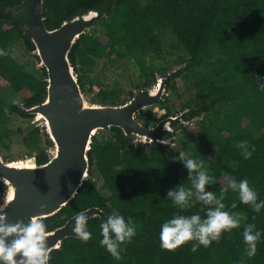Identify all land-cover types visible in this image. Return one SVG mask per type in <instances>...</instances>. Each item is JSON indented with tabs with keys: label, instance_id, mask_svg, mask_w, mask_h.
I'll use <instances>...</instances> for the list:
<instances>
[{
	"label": "trees",
	"instance_id": "16d2710c",
	"mask_svg": "<svg viewBox=\"0 0 264 264\" xmlns=\"http://www.w3.org/2000/svg\"><path fill=\"white\" fill-rule=\"evenodd\" d=\"M32 1L0 0V87L12 88L23 99L20 104H12L0 98V148L7 150L11 148L6 141L11 140L9 124L13 117L33 120L35 117L25 110L43 103L47 96L46 69L40 68L42 77L29 73L9 49L11 44L23 42L29 52L36 50L29 32ZM43 1L49 30L90 11L99 14L94 28L76 41L69 54L83 93L91 94L95 85L100 87L94 104L123 105L152 89L158 74L165 80L171 67L159 60L167 36L176 42L172 44L175 52L169 56L183 66L170 75L168 93L177 91L176 79L184 74L207 70L215 77L195 83L191 107L179 112V119L185 124L195 121V127L191 130L182 122L178 126L173 123V132L161 136L166 143L135 144L117 127L105 128L110 133L107 138L93 137L88 153L91 174L96 171L100 175L109 195L101 194L88 179L71 202L44 219L47 230L52 231L81 211H102L88 220L92 238L87 242L66 238L60 249L51 252L49 264H264V237L257 243L256 255L248 257L242 236L249 223L264 232V210L254 213L224 180L225 173L237 180L246 178L258 199L264 200V91L257 87V76L264 78V0ZM35 58L40 62L38 56ZM117 59L131 62L140 72L136 77L131 71L135 91H130L131 97L125 100L117 84L106 86L99 80L90 81L99 61ZM125 66L128 68L127 63ZM166 98L167 95L158 105L164 106L162 117L150 108L139 113L137 120L146 127H155L175 117L165 104ZM22 135L23 145L36 153L37 163H46L48 149L53 145L47 131L34 126ZM241 141L247 142V150L238 147ZM181 151L185 158L203 161L215 179L206 186L207 190L217 196L224 190L226 210L240 219L238 228L222 233L218 242L200 246L195 252L191 243L175 250L160 246V225L174 213L206 214L207 206L196 199L194 189L189 209H179L167 199L168 189L180 184L191 186L187 169L175 159ZM6 190L7 186L0 185V203ZM233 201L236 208L231 207ZM113 209L126 220L131 218L136 226V235L124 246L119 260L99 244V225Z\"/></svg>",
	"mask_w": 264,
	"mask_h": 264
},
{
	"label": "water",
	"instance_id": "95a60500",
	"mask_svg": "<svg viewBox=\"0 0 264 264\" xmlns=\"http://www.w3.org/2000/svg\"><path fill=\"white\" fill-rule=\"evenodd\" d=\"M30 12L29 32L36 47L33 53L47 71L48 87L44 102L25 112L40 122L53 145L44 164H38L35 157L7 162L0 156V181L8 187L2 205L9 222L25 223L36 215L43 219L52 217L75 198L83 183L91 178L88 153L99 131L117 127L136 144L166 143L161 139L162 134L172 133L171 125L179 121L178 116L169 117L155 127H146L137 120L139 113L163 100L175 70L165 80L158 79L146 94L135 96L123 105H100L87 100L69 54L76 41L98 20L97 12L77 16L54 30L45 25L43 0H33ZM84 212L89 219L102 214L98 208ZM75 216L49 231L47 244L51 252L60 249L66 238H78L73 232Z\"/></svg>",
	"mask_w": 264,
	"mask_h": 264
},
{
	"label": "clouds",
	"instance_id": "9594fccd",
	"mask_svg": "<svg viewBox=\"0 0 264 264\" xmlns=\"http://www.w3.org/2000/svg\"><path fill=\"white\" fill-rule=\"evenodd\" d=\"M2 54L3 52L0 51V55ZM257 78V87L264 91V78L260 76ZM19 102V100L12 101V103ZM238 147L247 150V142H239ZM175 159L187 169L191 186L186 188L180 184L168 189L167 199L179 209H189L192 207L194 189L196 199L201 201L203 206H207L204 209L206 214L202 217L199 211L190 215L174 213L160 225V246L167 250H175L191 243V250L195 252L200 246L208 247L213 241L218 242L222 233L238 228L240 219L237 214L226 210L223 202L224 190L219 196L207 190L206 186L215 183V179L209 174L203 161L191 157L185 158L183 151L179 152ZM224 180L228 188L238 194L240 202L249 205L254 213L264 210V200L258 199L257 191L249 185L246 178L237 180L234 176L225 173ZM2 203H0V264H49L51 253V248L47 244L49 231L42 216H32L27 223L23 220L9 222L6 208ZM236 206L233 201L231 207L236 208ZM88 219L86 212L77 213L73 227V232L84 242L90 240L93 235L89 230ZM99 228L101 235L99 244L113 258L121 259L124 246L131 243L136 235V226L131 218L126 220L119 210L113 209L100 223ZM242 236L245 254L248 257L256 255L257 243L264 237V232L249 223L244 226Z\"/></svg>",
	"mask_w": 264,
	"mask_h": 264
},
{
	"label": "rangeland",
	"instance_id": "374dc122",
	"mask_svg": "<svg viewBox=\"0 0 264 264\" xmlns=\"http://www.w3.org/2000/svg\"><path fill=\"white\" fill-rule=\"evenodd\" d=\"M94 28V27H92ZM90 28L89 30H91ZM88 30V31H89ZM175 44V40L172 39V37L167 36L165 38V44H164V53H162V59H158L159 62L168 63L169 67H171L172 71H177L181 69L183 66L177 65L175 63L176 58L173 56H169L170 52H175V48L172 47V44ZM10 52L12 56L19 62L25 65L26 70L37 76L42 77L41 74V65L40 62L37 61L35 58L34 53L29 52L23 42H16L14 44L10 45ZM125 63H127L128 68L125 66ZM131 71L135 73L136 77L139 76L140 72L135 71V68H133V64L131 62L121 61V60H115L113 62L108 61H99V65L95 68V71L90 75V81H101L103 85H113L117 84L120 86L123 90L121 99L125 100L127 98H130L129 95L130 91H135L133 86V78H131ZM132 73V76L133 74ZM162 75H157V80L161 79ZM203 78L207 80H213L215 77L207 70H198L195 73L191 74H184L180 78L176 79V85H177V91L173 93H168L166 91L164 97L167 95L165 104L169 105L171 108V112L173 115L178 116L180 118L179 112L183 109H189L192 105V100L195 95L196 87L194 86L195 83L200 82ZM91 85L88 86V88ZM100 90V87L98 85H95L93 87V93L91 94H85L87 100L91 103H95L93 98L96 93H98ZM0 98L6 100L7 102L12 103L13 100H19V103H12V104H20L22 103L23 99L20 95L16 94L12 88L6 87L1 88L0 87ZM159 105V104H158ZM156 106L152 107L153 112L158 116L162 117L165 114V109L162 106ZM148 110V109H147ZM146 111V110H145ZM180 122H177L178 124H181V119H179ZM196 122L194 121L192 124L184 123V126H186L189 129H193L195 127ZM34 126L41 127V124L36 118L33 120H26L22 119L21 117L15 115L13 119L11 120L9 124V129L11 130V140L6 141L10 146V150H7L4 147L0 148V156L7 162H19V161H25L27 159H30L34 156H36V153H32L29 149H27L23 143V133H26L30 131ZM20 130L23 131L20 132ZM110 136V133L108 130L104 129L99 131L96 134V137L98 138H107ZM136 144V143H135ZM49 150V149H48ZM91 181L96 185L97 189L101 192V194L108 196L109 192L103 188V180L101 179L100 175L93 171L91 174ZM0 185H4L0 181ZM8 190L5 191L4 197H6ZM243 222V221H242Z\"/></svg>",
	"mask_w": 264,
	"mask_h": 264
},
{
	"label": "flooded vegetation",
	"instance_id": "af4514ba",
	"mask_svg": "<svg viewBox=\"0 0 264 264\" xmlns=\"http://www.w3.org/2000/svg\"><path fill=\"white\" fill-rule=\"evenodd\" d=\"M154 86H156V84L154 85ZM133 98V97H132ZM173 128V127H172Z\"/></svg>",
	"mask_w": 264,
	"mask_h": 264
}]
</instances>
